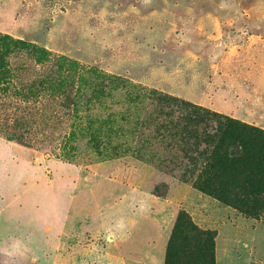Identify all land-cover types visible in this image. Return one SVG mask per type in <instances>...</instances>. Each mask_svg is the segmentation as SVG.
<instances>
[{"label": "rangeland", "instance_id": "obj_1", "mask_svg": "<svg viewBox=\"0 0 264 264\" xmlns=\"http://www.w3.org/2000/svg\"><path fill=\"white\" fill-rule=\"evenodd\" d=\"M3 37L48 58L18 51L0 70V264H164L181 211L217 232V264H264V210L198 192L176 150L125 151L161 140L131 132L150 89L264 130V0H0L5 52ZM108 76L138 101L88 104L81 89Z\"/></svg>", "mask_w": 264, "mask_h": 264}, {"label": "trees", "instance_id": "obj_2", "mask_svg": "<svg viewBox=\"0 0 264 264\" xmlns=\"http://www.w3.org/2000/svg\"><path fill=\"white\" fill-rule=\"evenodd\" d=\"M2 42L6 50H0V70L4 68L7 57L18 51L31 54L37 63L48 58V53L36 45L12 41L8 37H3ZM1 84L0 80V89ZM95 88L94 92H88L86 86L81 89V96L87 98L88 104L93 101L102 104L115 97L119 90L133 102H137L140 96L115 76L100 79ZM144 96L151 102L153 111L148 114V120L138 118L131 132L137 136L141 130L153 127L161 140L156 143L149 137L145 143L138 144L137 150L125 145V151H135L139 157L142 151L146 152L157 144L162 145L166 154L172 152L169 150H176L188 160L183 177H195L193 184L198 192L238 212L257 215L264 210L262 128L155 89L146 90ZM103 133L101 127H96L90 134L96 148L101 144L99 137ZM6 140L14 142L10 137ZM216 239V231L200 228L187 212L181 211L167 243L164 264H217Z\"/></svg>", "mask_w": 264, "mask_h": 264}, {"label": "crops", "instance_id": "obj_3", "mask_svg": "<svg viewBox=\"0 0 264 264\" xmlns=\"http://www.w3.org/2000/svg\"><path fill=\"white\" fill-rule=\"evenodd\" d=\"M262 128V127H260ZM170 237V236H169ZM115 237H111L110 240L113 241ZM169 240V239H168ZM16 249V248H14ZM12 249V250H14ZM11 249L9 250L10 253H12L13 255L20 257V258H29L31 262H35V259L38 260V256L36 254H32L30 252H28L27 250L23 249V248H17L16 250L12 251ZM165 259V258H164ZM34 260V261H33ZM40 262L42 263V261L40 260Z\"/></svg>", "mask_w": 264, "mask_h": 264}]
</instances>
